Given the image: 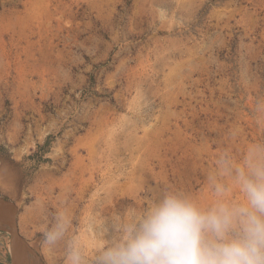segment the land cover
Segmentation results:
<instances>
[{"label":"rangeland","instance_id":"obj_1","mask_svg":"<svg viewBox=\"0 0 264 264\" xmlns=\"http://www.w3.org/2000/svg\"><path fill=\"white\" fill-rule=\"evenodd\" d=\"M30 1L0 0V204L38 262L67 264L75 240L97 264L168 194L244 202L235 168L264 158V0H60L71 26L41 38L20 30Z\"/></svg>","mask_w":264,"mask_h":264},{"label":"clouds","instance_id":"obj_2","mask_svg":"<svg viewBox=\"0 0 264 264\" xmlns=\"http://www.w3.org/2000/svg\"><path fill=\"white\" fill-rule=\"evenodd\" d=\"M231 171V167L228 169ZM243 203L219 200L202 210L188 198L168 194L138 220L123 226V234L101 251L97 264H264V158L249 150L235 168ZM223 197L227 188L216 185ZM63 213L45 232V244L55 245L69 225ZM67 264H84L79 244L69 243Z\"/></svg>","mask_w":264,"mask_h":264},{"label":"bare ground","instance_id":"obj_3","mask_svg":"<svg viewBox=\"0 0 264 264\" xmlns=\"http://www.w3.org/2000/svg\"><path fill=\"white\" fill-rule=\"evenodd\" d=\"M26 5L27 6L25 8V12L23 13V14L26 13V15H24L22 17V19L19 18L21 20L20 22H22V26L26 25L28 27L27 29H29V30H31V31H33L35 33H38V36H37L38 38H41V31H42V33L44 35H47L50 32H52L51 30L53 28H60L61 26L65 25V24H69L71 26V24H70V17L71 16L70 15L71 14H76V13H72L71 9L70 10L69 9L66 10L64 7H61L60 6L61 5V1L60 0H33V1L28 2ZM41 6L45 7L44 14H40L37 11V10H39V8ZM20 16H22V15L20 14ZM72 17H73V15H72ZM27 20L32 23V25L30 27L28 25ZM75 21H76V19H75ZM76 24H75V26H77ZM69 25H67V26H69ZM26 26L24 27V29L20 28V30L22 29L21 31L23 32V30L26 29ZM78 26H79V23H78ZM22 32L20 34L21 36L23 35ZM33 32H31V33H33ZM52 36L54 37V35H52ZM33 37H31V38H33ZM46 39H48V38H46ZM50 39H51V37H50ZM26 40H28V38ZM13 246H14L13 245V241L11 242V244H8V248H9V251H10L11 255L13 253ZM29 246L33 247L31 244H29ZM31 254H32L31 252H28L25 255V259H26V263L25 264H41L40 262H38L39 260L37 261V259H34L33 256H31Z\"/></svg>","mask_w":264,"mask_h":264},{"label":"water","instance_id":"obj_4","mask_svg":"<svg viewBox=\"0 0 264 264\" xmlns=\"http://www.w3.org/2000/svg\"><path fill=\"white\" fill-rule=\"evenodd\" d=\"M16 214L12 207L0 204V232L7 233L13 241V253L11 255V264H25V255L31 252V256L37 259L34 252L19 235L16 226Z\"/></svg>","mask_w":264,"mask_h":264}]
</instances>
